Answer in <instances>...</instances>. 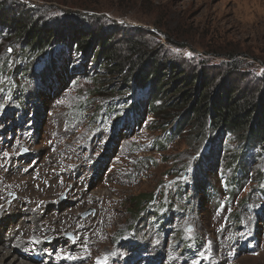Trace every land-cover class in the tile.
I'll return each mask as SVG.
<instances>
[{
	"label": "rangeland",
	"instance_id": "374dc122",
	"mask_svg": "<svg viewBox=\"0 0 264 264\" xmlns=\"http://www.w3.org/2000/svg\"><path fill=\"white\" fill-rule=\"evenodd\" d=\"M2 1L12 15L72 20L81 35L116 32L121 48L140 41L188 71L217 72L240 55L246 83L264 79V0ZM14 39L0 37V94L6 73L26 65ZM49 56L33 63L34 73L53 66ZM69 64L75 71L65 80ZM55 65L52 85H26L24 111L0 98V248L26 264H264V161L253 159L251 179L232 201L219 192L206 201L190 183H214L198 170L207 143L191 147L183 133L166 151H149L153 133L144 125L105 119L112 97L90 95L83 60L65 54ZM223 161L207 158V172ZM260 179L261 192L252 188ZM183 185L189 205L175 196ZM148 195L152 203H133Z\"/></svg>",
	"mask_w": 264,
	"mask_h": 264
},
{
	"label": "trees",
	"instance_id": "16d2710c",
	"mask_svg": "<svg viewBox=\"0 0 264 264\" xmlns=\"http://www.w3.org/2000/svg\"><path fill=\"white\" fill-rule=\"evenodd\" d=\"M10 6L0 0V37L12 39L13 35L22 43L19 54L26 65L6 73L8 81L0 98L14 101L20 111L28 102L27 87L38 90L52 85L58 73L55 63L71 54L88 66L85 80L93 83L90 95L112 97L102 109L105 119L113 120L116 127L126 125L133 130L144 125L153 133L149 151L164 152L185 133L191 147L209 145L205 160L212 155L224 156L220 171L207 172L212 166L198 161V170L207 176L211 173L214 183L220 184L217 189L207 179L194 177L190 190L204 195L206 201H214L216 192L225 193L227 201H232L249 183L253 159L264 161V79L247 84L245 75L240 74L243 63L235 59L240 55H229V67L217 72L205 68L188 71L140 41L128 40L121 48L116 32L95 28L81 35L73 31L72 20H50L48 24L34 19L28 11L24 12L28 16L12 15ZM49 53L53 66L34 73L33 63ZM74 71L72 64L64 65L62 78L67 80ZM261 180L255 181L253 190H260ZM185 186H179L175 196L189 205ZM150 196L149 200L137 197L133 203L142 208L144 203L153 202ZM153 216L158 227L163 226L165 218Z\"/></svg>",
	"mask_w": 264,
	"mask_h": 264
},
{
	"label": "bare ground",
	"instance_id": "6f19581e",
	"mask_svg": "<svg viewBox=\"0 0 264 264\" xmlns=\"http://www.w3.org/2000/svg\"><path fill=\"white\" fill-rule=\"evenodd\" d=\"M10 257H12V259H9ZM19 259H20L19 255L11 256L10 251L6 250L5 248L4 249L0 248V264H26L25 262H22V260H19Z\"/></svg>",
	"mask_w": 264,
	"mask_h": 264
},
{
	"label": "snow or ice",
	"instance_id": "6c2138e0",
	"mask_svg": "<svg viewBox=\"0 0 264 264\" xmlns=\"http://www.w3.org/2000/svg\"><path fill=\"white\" fill-rule=\"evenodd\" d=\"M188 55L191 56V53H189ZM25 151H27V149ZM189 231H191V229H189Z\"/></svg>",
	"mask_w": 264,
	"mask_h": 264
}]
</instances>
